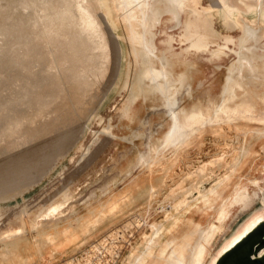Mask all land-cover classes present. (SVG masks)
I'll list each match as a JSON object with an SVG mask.
<instances>
[{"label": "bare ground", "instance_id": "obj_1", "mask_svg": "<svg viewBox=\"0 0 264 264\" xmlns=\"http://www.w3.org/2000/svg\"><path fill=\"white\" fill-rule=\"evenodd\" d=\"M95 22L99 29L94 25L82 30ZM74 30L81 31L37 45ZM175 44L179 45V51L175 50ZM24 45H29L28 50L33 52L29 65L26 60L16 58L18 53L14 51ZM123 45L132 62L120 74ZM203 53L208 54L209 61L231 59L225 68L218 100L209 101L206 106L193 103L195 114L213 109L221 117L223 111L234 110L237 105L264 101V0H0V202L22 196L35 187L65 156L76 168L88 164L93 150L98 149L100 136L115 139L109 118L105 120L98 108L117 87L124 95L112 108L130 122L137 116L138 99L143 102L156 99L166 111L175 109L183 89L191 96L194 63L188 57ZM91 122L96 129L89 128ZM234 127L243 130L244 136L255 134L264 139V127L251 130L242 125ZM85 131L89 133L87 141L77 143ZM142 136L143 132L132 131L130 136L117 138L132 142ZM250 154L244 139L228 163V173L207 189L197 187L208 181L209 165L221 167L226 162L224 153L184 175L180 184L162 198L168 204L165 209L170 211L164 212L159 223H151L150 234L142 236V249L129 250L131 253L123 264H207L208 259V264H217L260 229L264 225V187L259 186L257 179H247L245 183L232 180ZM175 163L164 166L163 160L158 159L152 165L160 164L167 172ZM185 181L190 183L186 188ZM249 185L262 192L261 206L227 237L225 223L232 210L235 207L248 210L257 196L255 191L250 194ZM56 189L64 195L69 193L67 185ZM191 190H195L200 200L178 216L179 210L173 203ZM150 192L154 193L153 186L147 193L154 198L155 194ZM68 199L55 206L35 205L32 210L25 203L18 205L19 221L32 218L39 230L27 239L20 237V231L9 235L12 226L0 228V237L9 235V241L0 240V264H32L33 257L46 264V256L51 252L58 254L72 246L73 251L85 245L96 228L121 209L119 199L110 198L86 209V214L74 217L73 222L40 229L38 222L55 218ZM201 211L204 212L200 221L204 223L195 222L194 215ZM1 223L0 210V226ZM134 227L138 229L141 224ZM220 234L223 240L212 252V244ZM167 238L178 242L166 256H161Z\"/></svg>", "mask_w": 264, "mask_h": 264}, {"label": "rangeland", "instance_id": "obj_2", "mask_svg": "<svg viewBox=\"0 0 264 264\" xmlns=\"http://www.w3.org/2000/svg\"><path fill=\"white\" fill-rule=\"evenodd\" d=\"M86 29L89 30L90 28L88 27ZM24 34H26V31ZM62 37L59 36V39ZM59 39L55 37L49 40H43L37 45L42 46ZM30 48L29 45H24L18 49H14L15 53H18L16 58L26 60L29 65L33 59L32 50H28ZM175 50H180L178 44H175ZM120 56V74H122L130 67V63L132 62L125 45L121 47ZM207 57V53L190 55L188 57L194 63L191 70V96L188 97L186 90L183 89L178 95L179 103L173 110L166 111V109L161 108L160 102L156 99L145 102L142 99H138L135 104L138 111L137 116L130 122L123 117H119L117 111L112 108V105L117 103L119 98L124 95V92L122 90L120 91L118 87L116 90L110 91L105 102L98 108V113L105 120L109 118L112 132L116 135V138L100 136V141L96 145L98 149L96 148V151L92 149L93 152L88 164L83 165L81 168H76L72 162L67 161L68 157L66 158L65 156L61 159L60 163L51 168L35 187L23 193L22 196H15L11 200L0 202V210L2 211L0 228L5 229L12 226L13 230L10 231L9 235L20 231V237L27 239H31L35 235V232L39 229L36 228V223L33 222L32 218L26 221H19L17 206L21 203L27 204L30 210H32L35 205L38 206L43 203L45 205L55 206L64 203L66 197L69 198L61 209L58 210L55 218L44 220L40 223L38 222L40 229H47L54 224L60 223V225H64L66 221L73 222L74 217L84 216L87 211L86 209L95 208L99 204H104L110 198H117L119 199L118 202L121 209L115 211V214L117 213L116 215L113 214L111 218H107L110 221L105 219L85 244L97 240L98 237L109 235L112 232H120L119 236L121 237L122 235L121 241L123 243L125 242L119 262V264H123L124 258L131 253L130 251L134 252L142 249V236L143 234H150L151 223H159L164 218V212L170 211V209H165L168 204L163 202L164 199H162L167 195L169 190H173L175 186L180 184L184 175L193 172L194 169L196 170L207 159L210 160L220 155V153H224L226 162L221 167L216 164L209 165V168L207 167V171L210 173L208 174V181L203 182L202 186L197 187L198 190L201 188H209L219 177L228 173V163L231 162V157L238 153L240 146L244 143V139L245 146L250 149L251 154L243 159L241 165L237 168V174L233 175L232 180L233 182L241 181L245 183L247 179H257L259 186L264 187V139L258 138L255 134L244 136L242 134L243 130H236L234 127V125H242L245 129L250 130L263 128L264 101L253 100L251 104L237 105L234 110L223 111L221 117H217L213 109H210V112L203 109L199 114H195L196 111L192 110V104L195 102H200L203 106H206L209 101L218 100L226 74L225 68L227 64L229 65L231 59L230 57L224 60L209 61ZM25 69L31 70L29 67ZM7 70L9 69L7 68ZM233 120L235 121L233 122ZM89 128L96 129V125L91 122ZM219 129H222V134H218ZM132 131H141L143 132V136L133 138L132 142L121 141L117 138V136L123 135L130 136ZM88 137L89 133L85 131L77 143H85ZM140 144H142L141 147ZM234 148L236 149L234 150ZM236 150L238 151L236 152ZM71 153L72 151L69 152V154ZM158 159L163 160L164 166L169 165L173 161H176V163L170 170L165 172L163 170L164 166L160 164L152 165ZM147 165L152 166L146 168ZM158 179H160L161 183ZM189 184V181H185L183 183L184 188L189 186ZM60 185H67L69 193L64 195L62 190H57L56 188H59ZM150 186L154 187V193L150 192V194L152 193L151 195L155 194L154 198H150L147 193ZM143 188L145 190L147 189V191L143 190ZM53 189L54 191H52ZM248 190L250 194L255 191L257 196H255L252 206L248 210L241 211L236 207L232 210L229 220L225 223L224 234L227 237L232 234V231L240 222L261 206L260 198L262 197V192L251 185L248 186ZM194 192L195 190L189 191L182 197H178L173 203L175 208L179 210L178 216L184 214L186 208L191 207L200 200L197 197V193ZM125 196L126 198H124ZM120 197H122L121 200ZM149 198L150 200L148 201ZM132 199H134V202ZM239 203L240 200L236 201V205ZM122 209L125 212H122ZM203 212H197L193 220L195 222L200 221ZM227 212L229 213V211ZM129 213L130 215H127ZM228 213L227 216L229 215ZM200 222L202 223L203 221ZM139 223L141 227L136 229L134 226ZM129 225L130 227H128ZM9 235L1 236L0 240L5 238V241H9ZM222 235L220 234L213 242L212 252H215L217 247L220 246L223 240ZM177 242L174 239L167 238L163 243L164 246L161 256H166ZM1 244L2 242L0 241ZM72 248L73 246L66 249V252L60 251L58 254L51 252L49 257L46 256L49 259H47L46 264L65 259L78 250L70 251ZM33 260L32 264H42L36 257H33ZM208 262L209 259L206 263L208 264Z\"/></svg>", "mask_w": 264, "mask_h": 264}, {"label": "built area", "instance_id": "obj_3", "mask_svg": "<svg viewBox=\"0 0 264 264\" xmlns=\"http://www.w3.org/2000/svg\"><path fill=\"white\" fill-rule=\"evenodd\" d=\"M119 233L104 235L83 245L69 257L50 264H119L124 244Z\"/></svg>", "mask_w": 264, "mask_h": 264}, {"label": "flooded vegetation", "instance_id": "obj_4", "mask_svg": "<svg viewBox=\"0 0 264 264\" xmlns=\"http://www.w3.org/2000/svg\"><path fill=\"white\" fill-rule=\"evenodd\" d=\"M262 232L258 231L256 234H254L250 240L247 241V243H245V245H243V247H241L239 250L235 251L230 257H226L221 264H236V262H240V264H264V259H261L258 263L256 262L255 258H252L254 262H249L248 258L251 255H257V250H253V247L255 245H258L260 240H261V236H262ZM262 246V245H261Z\"/></svg>", "mask_w": 264, "mask_h": 264}, {"label": "water", "instance_id": "obj_5", "mask_svg": "<svg viewBox=\"0 0 264 264\" xmlns=\"http://www.w3.org/2000/svg\"><path fill=\"white\" fill-rule=\"evenodd\" d=\"M94 25L99 29V27H98V22H95V23H93V25H89V26H87V27H85L84 26V28L82 29V30H86V28H94ZM78 31H81V30H74V31H71V32H66V33H63V34H59V35H57L56 37H58V39H59V36H63V37H65V36H67L68 34H72V33H75V32H78ZM100 31V30H99ZM62 37V38H63ZM61 39V38H60ZM45 41V40H44ZM261 230H263V232H262V236H261V240H260V242H259V244L258 245H255L254 247H253V250H257V255H251L249 258H248V261L249 262H254L253 261V259L252 258H255L256 260V262H258V263H260L259 261L261 260V259H264V225L260 228V229H258L256 232H254V233H252L245 241H243L242 243H240L239 245H237L234 249H232L229 253H227L217 264H221V262L226 258V257H230L235 251H237V250H239L241 247H243V245H245V243H247V241L248 240H250V238L254 235V234H256L258 231H261ZM262 245V246H261ZM236 264H240V262L238 261V262H236Z\"/></svg>", "mask_w": 264, "mask_h": 264}]
</instances>
